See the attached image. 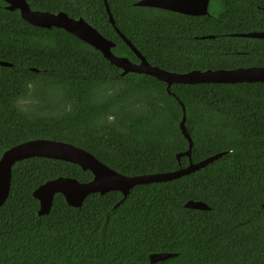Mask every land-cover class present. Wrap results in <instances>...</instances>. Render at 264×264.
I'll list each match as a JSON object with an SVG mask.
<instances>
[{"label": "trees", "instance_id": "obj_1", "mask_svg": "<svg viewBox=\"0 0 264 264\" xmlns=\"http://www.w3.org/2000/svg\"><path fill=\"white\" fill-rule=\"evenodd\" d=\"M33 10L83 18L114 41L113 52L139 59L117 33L104 0H27ZM120 31L153 65L176 73L241 63L250 42L232 36L233 12L186 16L107 0ZM214 1V0H213ZM0 0V158L35 139L80 147L126 176L176 171L194 142L192 162L225 154L176 180L89 196L81 208L58 194L39 216L33 194L46 182L93 179L79 165L35 157L17 163L0 208V264H264V82L167 84L129 73L64 29H46ZM242 32V30L240 31ZM214 36V38H209ZM249 42V43H248ZM247 43L245 47L240 44ZM264 56V54H263ZM232 65V64H231ZM205 202L208 211L188 209Z\"/></svg>", "mask_w": 264, "mask_h": 264}, {"label": "water", "instance_id": "obj_2", "mask_svg": "<svg viewBox=\"0 0 264 264\" xmlns=\"http://www.w3.org/2000/svg\"><path fill=\"white\" fill-rule=\"evenodd\" d=\"M3 1L7 4V10L19 11L22 19L29 24L46 29H52L54 27L64 29L83 42L91 45L96 50L100 51L112 65L121 69L123 76L129 73L144 74L166 83L168 93L175 97L176 95L171 91V87L174 84H237L264 82V68L252 67L248 69L239 68L233 70L218 69L206 71L193 70L186 73H176L151 65L117 27L107 0H104V3L109 15V21L139 59V63H134L127 57L116 55L113 52L116 43L106 38L83 18L74 19L65 12L52 13L33 10L27 0ZM135 5L177 12L188 16H203L209 13V0H139ZM234 36L264 39V34L262 33L235 34ZM209 38H214V36H209ZM0 65L12 66V64L5 61H0ZM176 98L179 100L178 97ZM180 103L183 108V119L180 123V128L183 136L189 142V148L186 152L178 154L177 158L180 161L182 157H188L190 159L188 167L180 168L172 172L126 176L113 170L90 152L73 144L50 139L30 140L10 148L0 158V208L4 206L10 196L13 167L21 161L35 157L73 163L93 174V179L89 182H80L72 177L61 176L41 185L33 194L34 198L40 203V209L38 211L39 216L50 214L55 197L58 194H61L65 198L67 204L74 208H81L85 200L96 193L105 195L109 192H120L124 197L122 200L123 202L130 194L131 190L136 186L176 180L195 173L220 159L225 152L211 156L199 163L192 162L194 142L191 134L186 128V107L182 102ZM185 207L202 211L211 209L205 202L197 201H188ZM173 256V254L168 253L153 254L150 256V261L152 264H155Z\"/></svg>", "mask_w": 264, "mask_h": 264}, {"label": "flooded vegetation", "instance_id": "obj_3", "mask_svg": "<svg viewBox=\"0 0 264 264\" xmlns=\"http://www.w3.org/2000/svg\"><path fill=\"white\" fill-rule=\"evenodd\" d=\"M215 1H217V12H219L220 15L225 12H229V10H232L234 17L233 25L238 30V32H236L235 34H264V0H209V13L207 15H203L206 18L214 16V11L211 10V5L212 3L214 4ZM241 30L242 32H240ZM235 34H233L232 36H234ZM234 37L249 40L251 50H238L236 54L239 56L238 58H243V61L241 63L232 62V65L229 64L228 68L222 69L233 70L239 68L248 69L252 67L264 68V39L257 37ZM246 44L247 43H243L240 44V46L245 47Z\"/></svg>", "mask_w": 264, "mask_h": 264}]
</instances>
